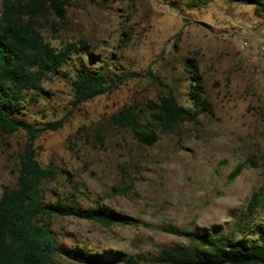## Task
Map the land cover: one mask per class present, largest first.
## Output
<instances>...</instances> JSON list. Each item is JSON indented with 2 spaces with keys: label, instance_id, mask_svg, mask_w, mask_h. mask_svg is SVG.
Returning <instances> with one entry per match:
<instances>
[{
  "label": "rangeland",
  "instance_id": "obj_1",
  "mask_svg": "<svg viewBox=\"0 0 264 264\" xmlns=\"http://www.w3.org/2000/svg\"><path fill=\"white\" fill-rule=\"evenodd\" d=\"M40 30L54 47L87 43L94 58L74 57L15 113L32 124L65 118L34 141L39 162L63 170L40 183L43 199L104 206L135 221L53 216L49 228L64 251L55 256L59 264H91L67 254L77 246L102 254L106 262L99 264H125L122 258L186 243L162 227L256 238L263 207L246 215L245 206L253 192L264 196V11L237 0H71L64 19L48 15ZM190 57L210 104L195 120L159 133L151 145L111 122L126 108L147 118L149 102L168 90L190 107ZM80 65L144 76L73 106L72 74ZM24 140L22 130H0V195L16 182Z\"/></svg>",
  "mask_w": 264,
  "mask_h": 264
},
{
  "label": "trees",
  "instance_id": "obj_2",
  "mask_svg": "<svg viewBox=\"0 0 264 264\" xmlns=\"http://www.w3.org/2000/svg\"><path fill=\"white\" fill-rule=\"evenodd\" d=\"M264 11V0H237ZM71 0H2L0 9V130L11 134L22 130L25 135L18 158L16 182L5 186L0 195V264H59L55 256L64 252L52 233L50 219L74 216L97 221L104 225L132 224L135 221L104 206L82 208L60 201L46 202L40 188L44 180L55 179L63 170L53 161L42 165L37 159L35 139L42 133L62 127L65 118L44 124H32L18 117L21 102L30 92H42L43 83L62 66L83 55L93 61L85 42H69L54 47L41 33V20L53 15L64 19ZM185 67L192 80V105L178 103L171 90L149 102L147 118L139 117L130 109H120L110 116L111 122L130 130L140 143L151 145L159 133L170 132L185 121H193L210 104L203 95L197 60L187 58ZM68 73L69 71H64ZM146 75L154 78L147 70ZM71 82L73 106L117 89L126 80L144 76L139 71H124L109 75L99 68L76 67ZM240 166L232 173L235 175ZM263 207L261 190L253 192L245 206V214L253 215ZM163 231L181 236L184 244L162 247L156 254L122 258L125 264H264V221L253 227L252 236L233 238L208 232L162 227ZM67 254L91 264L106 262L98 252H86L80 246Z\"/></svg>",
  "mask_w": 264,
  "mask_h": 264
},
{
  "label": "built area",
  "instance_id": "obj_3",
  "mask_svg": "<svg viewBox=\"0 0 264 264\" xmlns=\"http://www.w3.org/2000/svg\"><path fill=\"white\" fill-rule=\"evenodd\" d=\"M260 52L264 55V37L260 41Z\"/></svg>",
  "mask_w": 264,
  "mask_h": 264
}]
</instances>
